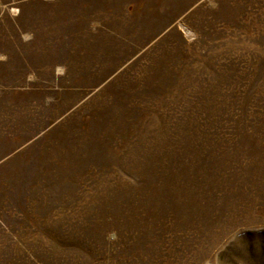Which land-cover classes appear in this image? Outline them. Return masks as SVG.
<instances>
[{"label": "rangeland", "instance_id": "374dc122", "mask_svg": "<svg viewBox=\"0 0 264 264\" xmlns=\"http://www.w3.org/2000/svg\"><path fill=\"white\" fill-rule=\"evenodd\" d=\"M0 264H264V0H0Z\"/></svg>", "mask_w": 264, "mask_h": 264}]
</instances>
